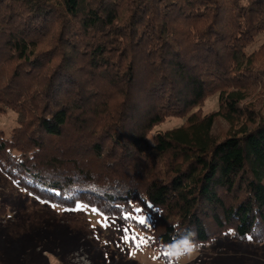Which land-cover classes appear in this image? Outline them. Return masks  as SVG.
<instances>
[{"label": "trees", "instance_id": "obj_1", "mask_svg": "<svg viewBox=\"0 0 264 264\" xmlns=\"http://www.w3.org/2000/svg\"><path fill=\"white\" fill-rule=\"evenodd\" d=\"M258 89L264 0H0V118L17 113L0 169L137 227L166 263L181 231L264 242V108L243 105ZM171 118L187 120L156 131Z\"/></svg>", "mask_w": 264, "mask_h": 264}, {"label": "rangeland", "instance_id": "obj_2", "mask_svg": "<svg viewBox=\"0 0 264 264\" xmlns=\"http://www.w3.org/2000/svg\"><path fill=\"white\" fill-rule=\"evenodd\" d=\"M262 43L263 38H259L250 52ZM243 105L254 106L256 110L264 108V91L258 89L249 93ZM219 109V94L216 93L199 111L195 109L192 112L206 115ZM186 120L168 119L156 131L179 128ZM16 126L17 113L8 110L0 118V129L9 135ZM228 128L226 121L218 118L213 132L220 136ZM3 204L7 206L8 214L0 217V264H174L159 259L158 253L148 248L147 243L137 248L135 245L139 238L146 239L137 227L112 217H108V224L102 227L104 215L93 213V208L79 204L80 209L77 206L64 209L36 199L20 189L0 169V205ZM125 228L129 229V237H137L135 241L123 240ZM205 263L264 264V242H244L220 235L213 242L201 246L190 260L180 262Z\"/></svg>", "mask_w": 264, "mask_h": 264}, {"label": "clouds", "instance_id": "obj_3", "mask_svg": "<svg viewBox=\"0 0 264 264\" xmlns=\"http://www.w3.org/2000/svg\"><path fill=\"white\" fill-rule=\"evenodd\" d=\"M201 246V242L195 239L194 232L181 231L170 243L158 251L167 253L168 258L174 261V264H180L182 260H190L200 250Z\"/></svg>", "mask_w": 264, "mask_h": 264}, {"label": "snow or ice", "instance_id": "obj_4", "mask_svg": "<svg viewBox=\"0 0 264 264\" xmlns=\"http://www.w3.org/2000/svg\"><path fill=\"white\" fill-rule=\"evenodd\" d=\"M81 208V206L80 205H77V209H80ZM92 212L93 213H100L101 215H103V213L102 212H100V210L99 209H97V208H93L92 209ZM135 219V218H133V217H131L130 216V214H126V215H124L123 216V219L124 220H128V219ZM98 223H99V221H98ZM137 223L139 224V225H145V223H146V220H145V218L144 217H140V218H138L137 219ZM108 224V217L107 216H104V221H103V223H102V227L103 226H105V225H107ZM124 236H123V240L125 241V242H127L129 239H131V240H133V241H135L136 239H137V237L135 236V235H132L131 237H129V235H128V232H129V229L128 228H125L124 230ZM249 239H251V237H249ZM145 243H147V240L145 239V238H143V237H140L139 238V243H137L135 246L137 247V248H139L142 244H145ZM132 255H135V253H131ZM165 255H167V253H165Z\"/></svg>", "mask_w": 264, "mask_h": 264}]
</instances>
